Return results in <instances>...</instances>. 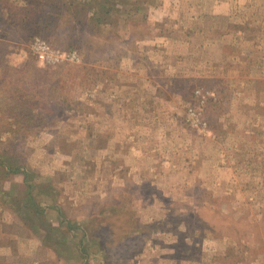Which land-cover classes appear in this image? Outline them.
I'll return each mask as SVG.
<instances>
[{
	"label": "rangeland",
	"instance_id": "rangeland-1",
	"mask_svg": "<svg viewBox=\"0 0 264 264\" xmlns=\"http://www.w3.org/2000/svg\"><path fill=\"white\" fill-rule=\"evenodd\" d=\"M0 264H264V0H0Z\"/></svg>",
	"mask_w": 264,
	"mask_h": 264
}]
</instances>
